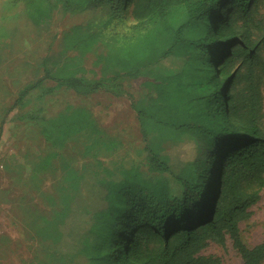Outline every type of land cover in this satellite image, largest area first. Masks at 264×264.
<instances>
[{
	"label": "trees",
	"instance_id": "16d2710c",
	"mask_svg": "<svg viewBox=\"0 0 264 264\" xmlns=\"http://www.w3.org/2000/svg\"><path fill=\"white\" fill-rule=\"evenodd\" d=\"M11 2L19 7L20 18L39 29L47 28L56 10L71 15L90 9L103 11L97 29L91 32L86 27L84 39L77 44L70 35L78 26L64 32L61 52L73 47L84 52L96 40L104 39L106 51L100 60L105 68L143 80V95L131 103L143 140L158 131L172 138L162 150L145 147L149 176H142L131 165L119 169L122 177L118 180L91 179L85 201L74 211L80 233L70 254L86 257L89 264H205V258L197 253L206 239L222 242L228 238L243 264H258L264 255V240L253 249L247 248L239 223L250 216L249 208L264 190V131L255 111L254 89L255 78L264 87V27L258 43H252L246 33L244 36L233 27L229 15L219 18L215 27L211 25L220 5L225 3L227 12L236 6L245 13L249 0ZM117 21L123 26L121 33L115 31ZM220 32L225 41L218 39ZM233 60H239L243 67L239 75L249 89L242 107L226 93V84L236 74L230 80L225 66ZM47 61H43V77L22 87L10 109L5 110L10 111V120L27 117L18 111L21 101L44 78L83 95L99 88V81H86L77 75L81 70L78 62L63 60L52 68ZM215 65L222 77L221 93ZM222 94L230 116L222 108ZM74 110L59 116L60 138L87 130L94 132V144L102 150L119 148V141L97 128L86 109ZM187 143L194 146L192 158L170 155L171 148ZM218 169L219 193L212 205L211 188ZM65 170L66 181L74 175L70 186L83 179L82 172ZM78 199L76 194L72 202ZM208 209V216L202 217ZM122 230L131 232L126 239L128 250L116 258L114 245ZM136 232H140L143 244H151L149 250L142 249Z\"/></svg>",
	"mask_w": 264,
	"mask_h": 264
},
{
	"label": "rangeland",
	"instance_id": "374dc122",
	"mask_svg": "<svg viewBox=\"0 0 264 264\" xmlns=\"http://www.w3.org/2000/svg\"><path fill=\"white\" fill-rule=\"evenodd\" d=\"M225 7V3L218 7L211 25L215 27L219 18L229 15V21L239 33L244 36L246 33L252 43H258L264 27V0H249L245 13L236 6L227 12ZM126 10L128 14V8ZM102 15L103 11L99 9L73 15L56 10L47 28L39 29L19 17V7L11 0H0L1 263L89 264L86 257L70 254L73 251L71 245L80 233L74 211L85 201L88 183L94 176L118 180L122 177L118 174L119 169L131 165L136 166L142 176H149L145 147L162 150L172 140L170 134L164 131H158L147 141L143 140L131 107V103L144 93L143 80L105 68L100 60L106 51L104 39L96 40L84 52L77 47L61 52L64 32L78 26L70 35L73 43L77 44L84 39L86 27L91 32L97 29ZM115 31H124L119 21L115 22ZM218 36L219 40L225 41L221 32ZM45 59H48L45 63L48 67L63 60L78 62L81 70L77 75L86 81H99V88L83 95L44 78L21 101V110L18 111L27 113V117L10 120V111L6 113L5 110L10 109L22 87L43 77ZM225 67L230 80L236 74L229 85L226 84V93L233 95L236 106L242 107L249 95L247 81L239 75L244 69L239 60H233ZM214 70L216 85L221 93L222 77L216 65ZM255 81V111L259 116V126L264 131V87L259 78ZM220 97L222 108L230 116L224 95ZM81 109L89 112L97 128L119 141L117 150H102L94 144V132L87 130L60 138L59 116ZM170 155L187 160L194 156V146L187 143L173 147ZM65 169L83 173L78 185L70 186L74 175L66 181ZM219 172L220 169L211 188L212 205L219 193ZM76 194L79 199L73 203L72 197ZM210 211L206 210L202 217L206 218ZM249 211L250 216L239 223V233L245 246L253 249L264 240V190ZM68 213L71 215L65 218ZM130 233V230H122L118 235L114 245L117 247L114 252L116 258L127 252L126 239ZM136 235L142 249L149 250L151 244L142 243L140 232ZM197 256L204 257L205 264H243L228 238L222 242L206 239ZM258 264H264V255Z\"/></svg>",
	"mask_w": 264,
	"mask_h": 264
},
{
	"label": "crops",
	"instance_id": "0c3cea01",
	"mask_svg": "<svg viewBox=\"0 0 264 264\" xmlns=\"http://www.w3.org/2000/svg\"><path fill=\"white\" fill-rule=\"evenodd\" d=\"M0 264H6V262L5 261H2V263L0 262Z\"/></svg>",
	"mask_w": 264,
	"mask_h": 264
}]
</instances>
